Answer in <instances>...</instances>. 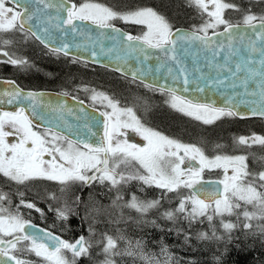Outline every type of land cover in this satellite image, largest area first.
Here are the masks:
<instances>
[{
    "label": "snow or ice",
    "instance_id": "obj_1",
    "mask_svg": "<svg viewBox=\"0 0 264 264\" xmlns=\"http://www.w3.org/2000/svg\"><path fill=\"white\" fill-rule=\"evenodd\" d=\"M249 3L260 5L261 12L253 13L228 0H186L202 22L190 30H173L168 19L152 7L124 5L118 10V6L97 0H0V34L13 33L24 43L34 40L48 54H63L73 63H87L88 59L101 63L99 49L109 60L104 66L166 94L172 109L204 125L226 117L264 119V0ZM226 10L240 13L242 19L233 22L225 16ZM116 22L140 25L146 31L131 35ZM81 36L87 42L77 39ZM105 41H112V46L105 48ZM12 42L0 35V57L6 58L0 64L27 72L34 65L6 50ZM73 49L89 56L80 57ZM150 60L158 64H147ZM0 84L6 85L0 88V106L13 109L0 110V176L10 188L23 185L26 190L33 182H55L62 194L57 196L45 188L43 196L37 192L29 200L19 187L7 194L0 188V264H77L80 257L91 259L94 246L104 256L101 264H123L124 257L133 258V264L136 258L145 264H160L155 254L145 252L143 237L134 240L121 228L115 229V235L98 232L95 225L99 221L93 213L98 214L99 209L90 208L87 202L81 224L87 223L88 235L74 240L37 228L21 213L23 207L44 218L45 211L36 201H52L55 206L50 204L49 211L67 230V221L79 215L76 208L82 203L79 195L71 203L63 198L71 186L97 185L113 193L106 207L118 215H109L111 224L131 220L141 230L151 227L183 234L185 244L191 239L193 225L205 223L208 229L198 230L197 240L223 242L226 248L237 239L233 233L239 228L245 237L259 236L264 241V164L252 170L248 155L223 154L222 144L214 145V152L220 154L210 158L203 147L146 126L131 108L119 106L104 91L87 86L78 89L92 102L89 111L83 100L67 91L59 94L65 99L53 101L49 94L25 91L13 80L0 79ZM188 93L191 98L184 95ZM220 97L222 106H217ZM67 98L74 101L72 106ZM241 105L249 112L241 113ZM94 111L103 120H97ZM94 128L102 129V135ZM129 131L143 145L130 142ZM9 137H15V142H9ZM232 140L235 146H264V136L255 133ZM213 169L221 170V179H205V171ZM147 188L158 194L148 198ZM13 195L19 199L15 206ZM88 200H94V193H89ZM165 203L175 206L165 208ZM124 209L134 211L135 217L125 216ZM152 212L154 216L149 215ZM159 243L164 264H176L163 240ZM32 255L41 260L29 259Z\"/></svg>",
    "mask_w": 264,
    "mask_h": 264
},
{
    "label": "rangeland",
    "instance_id": "obj_2",
    "mask_svg": "<svg viewBox=\"0 0 264 264\" xmlns=\"http://www.w3.org/2000/svg\"><path fill=\"white\" fill-rule=\"evenodd\" d=\"M101 1H103V0H101ZM101 1H99V2L106 5L105 2H101ZM105 1H107L109 4L107 6H110V7L111 6H118V10H119V6H124L122 0H105ZM127 1H128V3L126 5L128 6V8L142 7V6H140L142 4L139 3V0H127ZM140 2L144 3V1H142V0H140ZM228 2L236 3L239 5L241 0H228ZM250 6L251 7H248L245 4L241 5L242 8L250 9L251 12H253V13H260L261 12V6L260 5L257 6V9L260 8L257 11L253 10L255 6H253V5H250ZM157 10L159 13H161L162 15H164L168 19V21L172 24V26H173V24H175V19L180 20V19L188 18L187 21H191L194 23H196L195 20H199V22L196 23V25H198L202 22L201 17L196 12V10L192 7H189L186 4V0H157ZM184 10L188 11L187 15L184 13ZM230 12H232V13H230ZM233 13L237 14V12H235V11L226 10L225 16L226 17H229V15L232 16ZM238 14H240V13H238ZM144 30L146 31V29H144ZM0 35L3 36V39H10L13 41L12 44L6 46V49L9 52H14L17 55H22L23 57L27 58L31 62L32 65H34V67L29 69L27 72L20 71V70H17L15 68V71H16L15 75L18 77V81H20L19 77L25 76V75H26L27 79H29V78L35 79V78H37V76H40V77L44 76V77L48 78L50 83H53V84H49L50 86H60V85L63 86V85L67 84V82L69 80H68V78L66 79V75L64 76L65 78L63 80V82H65V83H62V80L54 82V80L57 79L58 76H60V73L55 72L52 68L50 69L52 72H50L48 67L42 65L43 62H47V63L49 62V64H51V65L52 64L56 65L57 63H55V62L59 61V57H57L56 55L48 54L47 49L45 50V48L43 47V49H44L43 50L42 47L40 48V47H38V45L31 43L30 40L26 43L21 42V38L19 36L14 35L13 33L0 34ZM0 46H2V45H0ZM61 55L64 56L63 54H61ZM67 58L69 60H68V63L66 64V68H65L66 70L71 68L72 66H74L73 62H71V59L69 57H67ZM80 63H83V62H80ZM86 64H88V63H86ZM76 68L77 67H75L73 69L75 70ZM57 70L60 71L61 68L57 69ZM122 78L125 81L128 80L129 82L128 81L127 82L130 85L123 84L119 87V89H115V90L113 89V90H109V91L108 90L105 91V90H101V89H97V88H96V90L104 91L107 94H109L110 96H113L114 99L118 102L119 106L131 108L133 110V112L137 115V118L140 119L142 123H145L146 126L152 127L156 130H159L162 133H164L170 137L178 138L179 140H181L184 143H192V144H196L197 146L203 147L205 149L206 155H209L210 158L214 154H220V153L214 152V145H216L218 143L217 142L212 143V141L214 142V140L217 136H222V138H224V141H225V143L224 142L220 143V144L225 146L223 154L248 155L247 163L249 164V168L252 170L257 169V168H259V166L261 164H264V153H263L264 149L261 150V148H260V147H262L261 145L253 144L251 147H245V146H235L233 144V140H232L233 137H238L240 135L250 136L253 133L247 134L246 132H244L240 129L241 127L238 128V131L235 134H233V132L232 133L229 132V130L225 132V129L229 125V123H226V124L220 123L215 129L210 130V132H211L210 136L212 137V140H210L208 138H206V139L202 138V136L200 134L193 135L192 133L191 134L185 133V132H187L186 131L187 126L183 127L182 124H179L177 127V129H179V131L177 129H173L170 126H162L163 124H162V122H159V120L161 117L166 118V116L162 115V112L164 111V109H167V108H169L172 111V108L170 107V105L168 103V96L165 94H162L159 91L148 89L144 86L140 87L137 84L138 83L137 81L133 82L131 79H126L124 77H122ZM29 84H31V85H29ZM25 85H28L30 87L34 86V87L29 88L27 86H22V84H19V86H21L24 89L25 88L26 89H33V90L44 89V88H36L37 86H40V85H38L35 82L25 83ZM41 85H43V84H41ZM78 85L79 84L76 83L70 91H73L75 93L79 92L80 95H82L83 97L88 99V96L83 91H78V89L83 87V86H78ZM84 86H87V85H84ZM129 86H131V88ZM87 87H90V86H87ZM90 88H93V87H90ZM89 102L92 104V102L90 100H89ZM96 106H100L104 110L102 105H96ZM153 112H155L154 115L152 114ZM172 112H174V111H172ZM177 113L178 112H176L175 114H177ZM169 115L167 116V119H172V118H170L171 116H169ZM188 118H189V120L195 122L194 119H192L190 117H188ZM122 119H124V117H122ZM222 119L226 120V118H222ZM222 119H220V120H222ZM255 119H257V118H255ZM178 120H180V117L178 118ZM164 121L166 122V119H164ZM196 122L203 125L199 121H196ZM217 122L219 123V121H217ZM220 122H222V121H220ZM159 124H162V125H159ZM167 124H168V121H167ZM213 124H211V125H213ZM215 124H216V122H215ZM160 128H162V129H160ZM225 133H227V135H224ZM255 134H257V133H255ZM258 135H260V134H258ZM262 136H264V135L262 134ZM15 139H16L15 137H9V142L15 141ZM128 139L130 140V142L139 143L141 145H143V143H144L135 133H132L131 131L128 132ZM205 140L207 142L210 141L209 143H211V144H207V142ZM129 170H131V169H129ZM204 177H205V179H213V180L221 179L222 178L221 170H219V169L206 170L204 173ZM51 183L52 184L54 183V186H52L53 189L51 192H55L57 194V196H61L62 194L59 192V186L56 185L55 182H51ZM86 190L87 189L80 188L79 186H71L69 191H67L66 193L63 194V198L67 199L71 203V200L73 199V197L75 195L81 196L83 194L84 198L86 200H88L89 193H94V200L91 202H89V200H88V202L82 201V199H81L82 203L79 206V208H81V209H79V213L82 214V216L85 214V209L83 206V204L85 202L89 203L90 208L93 206L96 207L97 209H99V213L98 214L93 213V215H99L98 216L99 222L96 223V225H95L98 232L109 231V234L115 235V229L121 228V229L125 230L126 235L130 236L134 240L140 239L141 237H143L144 241L146 242L145 252L155 254L156 259H158L160 261V264H164L165 257L163 255H160V252H161V245L159 243L160 240H159V238H155V240H154L149 235L148 230L150 229V227H144L143 230H141V227L134 224L133 221H131V220H129L127 223L121 222L118 225L108 223L110 214L118 215V212L115 209H112L110 207H106V206L111 204V200L108 197L112 196L113 193H108L105 188H103L102 186H97V185H94L92 187V189L88 190V192H85ZM132 190H135V188L133 187ZM7 191H8V189H7ZM147 192H149V193H147ZM100 193H105V194L102 195ZM138 194L142 195V196L145 195V194H140V193H138ZM157 194H158V190H156L154 188H147L146 189V196L148 198H153ZM43 195H44V193L42 192L41 196H43ZM16 198H18V197L16 196ZM125 198L127 199V197H125ZM18 203H19V199L17 201V204ZM45 203H47V205L52 204L53 207L55 206V203L52 201H48ZM61 203H62V201H61ZM15 205H13V206H15ZM174 206H175L174 204L173 205H169L167 203L164 204L165 208L174 207ZM48 208H49V206H48ZM28 210L29 209H26L23 207H21V209H20L21 213L24 216L26 215L29 217ZM76 211H77V208H76ZM50 213L52 216L45 215L44 218H41V221L44 220L45 223L47 225H49L51 228H54V229L56 228L59 231L63 232L64 231L63 230L64 222L57 220L56 215L53 211H50ZM124 214H125V216L131 215L133 217H135V215H136V213L134 211L130 212V210H128V209H124ZM149 215L154 216L155 213L152 212ZM226 219H233L234 220V217H227ZM79 220H81V217L76 219L75 222L78 223ZM159 223H161L162 225L165 224V222L162 220L159 221ZM83 224H85V226H86V235L85 236H87L88 235L87 223H83ZM165 226L171 227L168 224H166ZM196 226H197L196 230H201L202 228H204L206 230V228H207L206 223L205 224H197ZM163 233H165V232H163ZM183 240H184V235H183ZM169 246L170 245L167 246L168 252L172 255L176 264H191L190 262L187 261L188 258H186V257L184 258L183 256H181L179 254L175 255L174 253H172L170 251ZM92 249L94 251L93 257H96V260H95L96 263L94 262L93 264H101V262L104 259V256L100 253V249L96 246H94ZM90 254H91V252H90ZM66 255L68 256L69 259H71L70 253H66ZM180 257H182L183 259ZM28 258L35 260V261L41 260V258L35 257L34 255H32ZM116 259L118 261L120 260L119 257H117ZM123 264H133V258L124 257L123 258ZM135 264H145V262L143 260H140L139 258H136Z\"/></svg>",
    "mask_w": 264,
    "mask_h": 264
},
{
    "label": "trees",
    "instance_id": "obj_3",
    "mask_svg": "<svg viewBox=\"0 0 264 264\" xmlns=\"http://www.w3.org/2000/svg\"><path fill=\"white\" fill-rule=\"evenodd\" d=\"M239 5L241 6V3ZM257 6L258 5H256L253 10L255 11L259 10L260 8L257 9ZM59 59H60L59 60L60 62L59 61L55 62L57 63L56 65H53V64L51 65L49 64V62L48 63L43 62L42 65L48 67L50 72H52L50 70L52 68L55 72L60 73V76H58L57 79L54 80V82L62 80V83H65L63 82V80L65 78L64 76L66 75V79L68 78L69 81L67 82L66 85H63V86L61 85L60 86H50L49 84H53V83H50L48 78L44 76L43 77L37 76V78L35 79L34 78L27 79L25 75V76L19 77L20 81H18V77L15 75V72H16L15 68L9 64H3V66H1L0 77L3 76V77L12 78V79L14 78L18 82V84H22V86H27L29 88H33L34 86L30 87L28 85H25V83L35 82L38 85H40V86H37L36 88H44V89H52V90H61L62 87L63 89L71 90L76 83L79 84L78 86L87 85L95 89L97 88V89H101L105 91L119 89V87L123 84L130 85L128 83L129 82L128 80L125 81L120 75L116 74L114 71L105 69L99 66L94 67L84 62L83 63H80V62L73 63L74 66L66 70L65 69L66 64L68 63L69 59L62 55L59 56ZM75 67H77L76 68L77 70L73 69ZM60 68L61 70L58 71L57 69H60ZM137 84L140 87L144 86L143 84H140V83H137ZM129 87L131 88V86ZM79 95L80 94L76 96L82 99L83 97ZM84 99H87V98L84 97L83 100ZM164 111L162 112V115L166 116V118L161 117L159 122H162L163 125L162 124H159V125L170 126L173 129H177L178 125L182 124L183 127L187 126L186 127L187 132L185 133H189V134L192 133L193 135L200 134L202 138H205V139L208 138L212 140V137L210 136V133H211L210 130L215 129L220 123L221 124L229 123V125L225 129V132L229 130V132L231 133L234 131L233 134H235L237 133L238 128L241 127L240 129L246 132L247 134L257 133L260 135L262 134L264 135V120L263 119L254 118V119H249V120H239L236 117L235 118L226 117V120L224 119V121L222 122L219 121V123L216 122V124L214 123V126H213V125H204V124L201 125L200 123L196 121L193 122L189 120L188 117L184 116L181 113L175 114L176 112L173 109L172 111H174L175 113L172 112L169 108L164 109ZM154 113L155 112H153L152 114L154 115ZM167 114L171 116L170 118L172 119H167V116H168ZM179 117L181 121L178 120ZM164 119H166V122L164 121ZM167 121H168V124H167ZM177 130L179 131V129ZM224 135H227V133H225ZM209 142L210 141H208L207 144H211ZM215 142H217L218 144L222 142L225 143L224 138H222V136H217L214 142L212 141V143H215ZM260 148L262 150L264 149V146ZM263 153H264V150H263ZM52 186H54V183L52 184L51 182L39 181V182H33V186L30 190H26L25 186L23 185L21 186L13 185L10 188L5 178L0 176V188L3 189L4 193L7 194L10 192H13L16 187H19L21 191H26V198L29 200L35 199L36 198L35 194L37 192H39L41 195H42V192L45 194V188L47 189V191L51 192L53 189ZM84 189H87V187ZM89 189H92V188H88L85 192H88ZM80 198L82 199V201L88 202V200L84 198L83 194L80 196ZM17 201H18V198H16V196L13 195L12 204L13 205L17 204ZM36 202H37V206L42 208L45 211V215L52 216L48 208L49 205H47V203H45L42 200H37ZM79 209L81 208H79L78 206L76 212L79 213ZM28 212L30 214H29V217L25 215L26 219H29L30 221H32L33 223L37 225L39 224L41 226L44 225L45 227H47V224L45 223V221L44 220L41 221V216L39 213L35 212L34 210H28ZM96 216H97L96 218L98 219L99 215H96ZM80 217H83L82 214L80 213L79 215L71 216L69 220L67 221L68 229L64 230L63 232L58 230L59 234L62 237H64V239L74 240L79 235H86L85 224H81V220H79L78 223L75 222V220ZM196 225L197 224H194L193 228L189 230L191 239H189L187 244H185L183 240V234L177 235L175 232H167V231L163 233L151 227L148 231H149V235L154 240L155 238H159V240H163L165 245L167 246L170 245L169 247L172 253H174L175 255L179 254L183 256L184 258L185 257L188 258L187 261L190 262L191 264H264V241H262L259 236L245 237L243 232L238 228L233 233L234 237H236L237 239H233V241L229 243L227 247L225 248V245L223 242H216L212 240H197L195 238V233L198 231L196 230V227H197ZM207 229H208V225H207L206 230ZM201 230H205V229L202 228ZM236 245H239V247H237ZM91 250H92L90 254L91 259L86 258V257H80L77 260V264H93L96 260V257H93L94 251L93 249ZM217 258H219V261L217 260Z\"/></svg>",
    "mask_w": 264,
    "mask_h": 264
},
{
    "label": "water",
    "instance_id": "obj_4",
    "mask_svg": "<svg viewBox=\"0 0 264 264\" xmlns=\"http://www.w3.org/2000/svg\"><path fill=\"white\" fill-rule=\"evenodd\" d=\"M117 27H119V28H121L120 26H118V25H116ZM89 27H93V26H89ZM176 28H181V29H184V30H190V28H184V27H175V29ZM122 29V28H121ZM175 29H173V30H175ZM123 30V29H122ZM123 31H125V30H123ZM126 32V31H125ZM129 33V32H128ZM130 34V33H129ZM132 35V34H131ZM77 39L79 40V41H82V42H87L86 40H85V37H83V36H81V37H77ZM112 44H113V42L112 41H105V48H108V47H111L112 46ZM73 51V53L74 54H76V55H78V56H80V57H88L89 56V54L87 53V52H81V53H75V49H73L72 50ZM151 51V50H150ZM97 52H98V59L101 61V63H96V62H93L91 59H88V64H90V65H92V66H99V67H102V68H105V69H109V70H112L111 69V67H106V66H104V65H107L108 63H109V60H108V58L107 57H105V56H103V54L102 53H99V49H97ZM113 55H115V54H113ZM147 64H149V65H152L153 67H155L157 64H158V61H155V60H150V61H148L147 62ZM201 66H203V65H201ZM113 71V70H112ZM116 74H118V75H120V76H122L121 75V73H119V72H117V71H114ZM207 74V73H206ZM122 77H124V76H122ZM125 78V77H124ZM0 79H2V80H13V81H15L14 79H11V78H7V77H0ZM128 79H130V78H128ZM149 80L151 79L150 77L148 78ZM137 82L138 83H140V81L139 80H137ZM163 81H161V83H162ZM15 83L17 84V85H19L16 81H15ZM171 82L169 81V84H170ZM140 84H142V83H140ZM4 87H6V85H2V84H0V88H4ZM21 87V86H20ZM22 88V87H21ZM22 89H24V88H22ZM25 91H28V90H32V91H37V92H45V93H47V94H49V98H51L53 101H55V100H57V99H65L64 97H62V96H60L59 94L60 93H62L63 91H56V90H51V89H49V90H45V89H37V90H33V89H24ZM184 95H186V96H189V98H191V93H188V94H184ZM75 96V95H74ZM198 98H200V99H204L205 98V94H198ZM67 100H68V103H69V105L70 106H72L73 104H74V101L71 99V98H67ZM80 100H82V99H80ZM84 101V106L89 110V111H91L92 109H91V105L90 104H88L85 100H83ZM216 102H217V106H222V97H220V98H217V100H216ZM99 111H102L100 108H98V107H96ZM0 110H13L11 107H9V106H6V105H2V106H0ZM99 111H94V112H92V115H94L95 117H96V119L97 120H103V117H100L99 116ZM239 111L241 112V113H248L249 112V109L248 108H246V107H244L243 105H241V107L239 108ZM236 118H238V117H236ZM249 118H258V119H261L260 117H251V116H249L248 118H246V119H249ZM69 120L70 121H72L73 123H77V121H75V120H72V118L71 117H69ZM264 120V119H263ZM41 127V129H43V127H44V125H41L40 126ZM94 131H97V133H98V135H102V129H100V128H94L93 129ZM93 139H95V138H93ZM210 180H213V179H210ZM32 223V222H31ZM32 224H34V223H32ZM34 225H36L37 226V228H43V229H46V228H44V227H41V226H39V225H37V224H34ZM48 230V229H47ZM29 231H34V230H29ZM54 234H56V233H54ZM56 235H58V234H56ZM62 239H63V237H61Z\"/></svg>",
    "mask_w": 264,
    "mask_h": 264
},
{
    "label": "flooded vegetation",
    "instance_id": "obj_5",
    "mask_svg": "<svg viewBox=\"0 0 264 264\" xmlns=\"http://www.w3.org/2000/svg\"><path fill=\"white\" fill-rule=\"evenodd\" d=\"M99 1H101V0H97V2H99ZM142 1H144V3L143 2H140V0H139V3L140 4H142V5H140V6H142V7H152V8H154L156 11H158L157 10V0H142ZM76 2L77 3H79V2H83V0H76ZM101 2H105L106 3V5H109L108 4V2L107 1H105V0H103V1H101ZM122 2H123V4L124 5H126L127 3H128V1L127 0H122ZM100 3V2H99ZM241 5H246V6H248V7H251L250 5V3H249V1L248 0H241ZM187 10L185 11L184 10V13L187 15ZM230 13H232V12H230ZM227 18H229V19H231L233 22H236V21H239V20H241L242 19V16H241V14H235V13H233L232 14V16H230L229 15V17H227ZM188 20V18H186V19H180V20H176L175 19V24H173V29H175V27H184V28H191L193 25H196V23H198L199 22V20H195L196 21V23H194V22H191V21H187ZM116 25H118V26H120L122 29H124L126 32H129L130 34H132V35H140L141 33H142V31H145L144 29H146V28H143V26H140V25H130V24H124V23H122V22H116ZM222 27V26H221ZM142 29V30H141ZM31 41V43L33 42L34 44H36V45H38V47H40L41 45L38 43V42H36V41H34V40H30ZM40 45V46H39ZM41 47H43V46H41ZM40 47V48H41ZM43 49V48H42ZM7 50V49H6ZM44 50V49H43ZM46 50V49H45ZM0 59H6V58H4V57H0ZM60 60V59H59ZM1 66H3V64H0V69H1ZM46 90H49V89H46ZM52 90V89H51ZM57 91H67V92H69V93H71V94H74V95H78V94H80L79 92H73V91H70V90H67V89H63V87L61 88V90H57ZM79 96H82V95H79ZM83 97V96H82ZM84 98V97H83ZM82 98V99H83ZM88 103H90L89 102V100H87V99H85ZM91 104V103H90ZM92 105V104H91ZM99 108H101L100 106H98ZM101 110L103 111V109L101 108ZM227 118H230V117H227ZM237 119H239V120H249V119H254V118H249V119H241V118H237ZM224 119H222V120H217V121H223ZM216 121V122H217ZM213 126H214V124H213ZM42 130V129H41ZM234 132V131H233ZM12 142H15V141H12ZM94 186V185H93ZM84 188H86V187H84ZM88 189V188H87ZM32 222V221H31ZM39 225V224H38ZM39 226H41V225H39ZM41 227H44V228H46V229H48V230H51L53 233H56V234H58V235H60L59 234V232H58V229H54V228H51L50 226H48L47 225V227H45L44 225L43 226H41ZM61 236V235H60ZM62 237V236H61ZM63 239H64V237H63Z\"/></svg>",
    "mask_w": 264,
    "mask_h": 264
},
{
    "label": "bare ground",
    "instance_id": "obj_6",
    "mask_svg": "<svg viewBox=\"0 0 264 264\" xmlns=\"http://www.w3.org/2000/svg\"><path fill=\"white\" fill-rule=\"evenodd\" d=\"M33 223V222H32ZM35 224V223H34Z\"/></svg>",
    "mask_w": 264,
    "mask_h": 264
}]
</instances>
